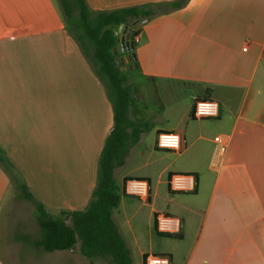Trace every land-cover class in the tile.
Masks as SVG:
<instances>
[{
  "label": "crops",
  "instance_id": "obj_1",
  "mask_svg": "<svg viewBox=\"0 0 264 264\" xmlns=\"http://www.w3.org/2000/svg\"><path fill=\"white\" fill-rule=\"evenodd\" d=\"M165 1L86 3L100 11ZM145 19L126 24L133 49L122 50V33L115 49L130 70L129 117L150 123L114 170L121 195L112 218L132 264L149 253L170 264H264V0H187ZM204 96L218 102V117H192ZM168 99L181 104L178 116ZM112 123L104 86L58 0H0V146L49 213L86 207ZM160 132L180 134L183 150L157 147ZM217 134L227 140L223 153ZM174 173L193 175L195 189L171 191ZM128 178L149 181L146 200L123 192ZM1 202L0 179V215ZM157 212L180 218L175 237L155 231ZM18 231L0 242V264H107L81 255L79 241L46 252L24 224Z\"/></svg>",
  "mask_w": 264,
  "mask_h": 264
},
{
  "label": "trees",
  "instance_id": "obj_2",
  "mask_svg": "<svg viewBox=\"0 0 264 264\" xmlns=\"http://www.w3.org/2000/svg\"><path fill=\"white\" fill-rule=\"evenodd\" d=\"M186 1L144 3L93 11L86 0H58L66 27L104 86L112 109L113 123L99 153L96 183L86 207L72 211L60 210L57 216L49 213L34 197L0 146L2 169L13 180L18 197L31 202L35 208L38 227L35 248L46 252L65 250L79 241L80 254L89 259L100 258L107 264H132L130 251L112 218L121 195L114 170L124 164L130 148L137 143L140 133L147 130L150 123L133 122L129 117L133 89L127 84V78L115 60L117 30L121 23L130 24L166 13L181 7Z\"/></svg>",
  "mask_w": 264,
  "mask_h": 264
},
{
  "label": "built area",
  "instance_id": "obj_3",
  "mask_svg": "<svg viewBox=\"0 0 264 264\" xmlns=\"http://www.w3.org/2000/svg\"><path fill=\"white\" fill-rule=\"evenodd\" d=\"M246 48L244 47L243 50ZM191 115L195 119H213L219 116V104L216 100L206 96L195 98ZM215 150L223 153L226 150L227 140L224 135L217 134L213 137ZM159 148L180 153L183 150L182 138L176 132H160L156 137ZM196 180L193 175L174 173L168 178L169 189L173 192H191L195 189ZM124 192L138 199L146 200L150 194V183L146 179L128 178L124 181ZM155 229L162 234H177L181 229L179 217L165 212H157L154 216ZM144 264H170L167 255L149 253L144 258Z\"/></svg>",
  "mask_w": 264,
  "mask_h": 264
},
{
  "label": "rangeland",
  "instance_id": "obj_4",
  "mask_svg": "<svg viewBox=\"0 0 264 264\" xmlns=\"http://www.w3.org/2000/svg\"><path fill=\"white\" fill-rule=\"evenodd\" d=\"M116 52L117 50H115V53ZM116 56H118L117 53ZM122 71L124 75H128L130 70L127 71L125 69ZM176 102L177 99H174L173 101H170L168 99L165 101L166 109H174L173 114H171L173 117L178 116L181 109V104L179 102L175 104ZM171 103L174 104L172 107L170 105ZM0 179L2 184L0 242L4 241V239L8 235L10 234L13 235L14 233H18L19 232L18 228L20 227L21 224H24L25 227H27V230L31 234L33 233L38 236V227L35 221V208L33 204L25 199H21L18 197V191L14 186L13 180L2 169L1 165H0ZM55 216H57V214H55ZM9 221L11 226L10 228H8ZM163 247L164 246L162 245L161 248ZM155 248H159V246L155 244Z\"/></svg>",
  "mask_w": 264,
  "mask_h": 264
},
{
  "label": "water",
  "instance_id": "obj_5",
  "mask_svg": "<svg viewBox=\"0 0 264 264\" xmlns=\"http://www.w3.org/2000/svg\"><path fill=\"white\" fill-rule=\"evenodd\" d=\"M117 32L122 33L123 35L120 39L122 50H129V45L130 49H133V38L135 37V31L131 30V28H128L126 24L121 23L118 27ZM115 60L117 65L121 66V60L118 56L115 57Z\"/></svg>",
  "mask_w": 264,
  "mask_h": 264
}]
</instances>
